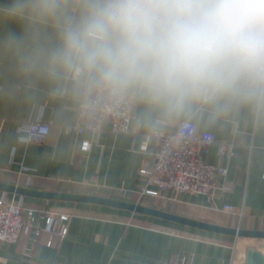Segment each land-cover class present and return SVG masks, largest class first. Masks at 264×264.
Returning a JSON list of instances; mask_svg holds the SVG:
<instances>
[{
  "label": "crops",
  "instance_id": "1",
  "mask_svg": "<svg viewBox=\"0 0 264 264\" xmlns=\"http://www.w3.org/2000/svg\"><path fill=\"white\" fill-rule=\"evenodd\" d=\"M10 0H0L6 6ZM21 26L0 20V45ZM50 38L54 33L48 30ZM45 82L31 85L19 78L12 61L0 55V117L5 129L0 140V183L38 191L98 196L123 200L191 220L227 228L264 231V127H257L244 109L214 121L207 116L176 119L156 125L135 103L132 130L66 135L63 126L77 117L81 96L53 95ZM53 120L43 144L29 142L23 125ZM186 121L215 134L207 163L227 169L218 175L211 196L163 191L145 195L144 164L154 161L155 145L140 150L154 129L173 130ZM139 129V133L137 132ZM89 142L84 151L82 143ZM226 147V153L221 147ZM37 210L68 216L64 238L33 232L15 243L0 245V264H248L251 249L264 256V239L211 232L176 221L95 203L49 200L0 191ZM226 206L234 207L228 210ZM52 245H48L49 240Z\"/></svg>",
  "mask_w": 264,
  "mask_h": 264
},
{
  "label": "clouds",
  "instance_id": "2",
  "mask_svg": "<svg viewBox=\"0 0 264 264\" xmlns=\"http://www.w3.org/2000/svg\"><path fill=\"white\" fill-rule=\"evenodd\" d=\"M0 20L22 28L0 55L53 95L132 100L156 125L244 109L264 127V0H10Z\"/></svg>",
  "mask_w": 264,
  "mask_h": 264
},
{
  "label": "built area",
  "instance_id": "3",
  "mask_svg": "<svg viewBox=\"0 0 264 264\" xmlns=\"http://www.w3.org/2000/svg\"><path fill=\"white\" fill-rule=\"evenodd\" d=\"M135 102L132 100L115 101L100 96H81L75 122L63 126L66 135L85 132L100 133L108 126L114 133H127L132 130ZM5 119L0 117V140L5 129ZM50 121H33L23 125L29 142L43 144L46 142L52 127ZM137 129L136 133H139ZM216 142L215 134L200 131L192 121H186L176 129H154L141 141L140 150L147 152L151 144L155 145L154 161L144 164L140 174L146 179L141 191L145 195L159 196L163 191L211 196L215 189L218 175H226L227 169L206 162ZM89 142L82 143V149L88 150ZM226 153V147H221ZM233 211L234 207L226 206ZM44 225L36 223L37 210L26 206L24 197L18 200H7L0 197V245L15 243L21 234L33 232L35 237L42 233L64 238L69 217L58 213L42 211ZM50 239L48 245H52Z\"/></svg>",
  "mask_w": 264,
  "mask_h": 264
},
{
  "label": "water",
  "instance_id": "4",
  "mask_svg": "<svg viewBox=\"0 0 264 264\" xmlns=\"http://www.w3.org/2000/svg\"><path fill=\"white\" fill-rule=\"evenodd\" d=\"M0 191L16 193L21 196L37 197V198H44V199H49V200H64V201L101 204V205L126 209V210L137 212V213L161 217V218L176 221L182 224L195 226L197 228L208 230L211 232L228 234V235H233V236H240V237L263 238L264 239V231H248V230L222 227V226L213 225V224H209V223H205L201 221L187 219L184 217L173 215L171 213L159 211L156 209L145 207L139 204L126 202L123 200L104 198V197H98V196L44 192V191H38V190H34L31 188H27V187H19L16 185H9V184H4V183H0ZM248 264H264V256L258 251L251 249L248 254Z\"/></svg>",
  "mask_w": 264,
  "mask_h": 264
}]
</instances>
